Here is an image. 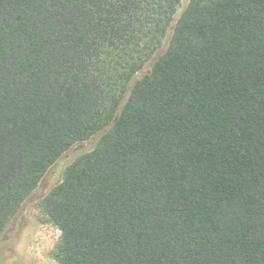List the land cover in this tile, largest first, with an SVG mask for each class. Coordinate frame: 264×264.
Wrapping results in <instances>:
<instances>
[{"label":"trees","instance_id":"obj_1","mask_svg":"<svg viewBox=\"0 0 264 264\" xmlns=\"http://www.w3.org/2000/svg\"><path fill=\"white\" fill-rule=\"evenodd\" d=\"M182 1L0 0V233L105 130L40 202L58 264H264V0Z\"/></svg>","mask_w":264,"mask_h":264},{"label":"rangeland","instance_id":"obj_2","mask_svg":"<svg viewBox=\"0 0 264 264\" xmlns=\"http://www.w3.org/2000/svg\"><path fill=\"white\" fill-rule=\"evenodd\" d=\"M186 3L187 0L181 2L178 14ZM104 131L71 146L44 173L36 189L0 233V264H58L53 252L59 239V231L49 222L40 202L61 182L65 169L79 156L95 147Z\"/></svg>","mask_w":264,"mask_h":264}]
</instances>
